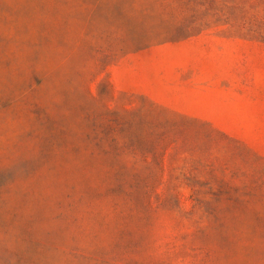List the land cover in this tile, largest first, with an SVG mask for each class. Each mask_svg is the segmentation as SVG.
<instances>
[{"label":"rangeland","instance_id":"1","mask_svg":"<svg viewBox=\"0 0 264 264\" xmlns=\"http://www.w3.org/2000/svg\"><path fill=\"white\" fill-rule=\"evenodd\" d=\"M0 264H264V0H0Z\"/></svg>","mask_w":264,"mask_h":264}]
</instances>
